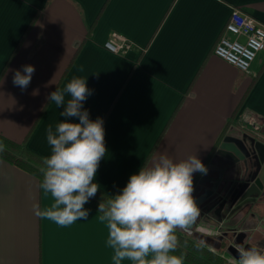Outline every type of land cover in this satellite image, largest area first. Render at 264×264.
<instances>
[{
	"label": "crops",
	"instance_id": "1",
	"mask_svg": "<svg viewBox=\"0 0 264 264\" xmlns=\"http://www.w3.org/2000/svg\"><path fill=\"white\" fill-rule=\"evenodd\" d=\"M233 8L264 23V0H0V133L50 156L45 130L64 118L46 97L82 76L94 90L90 118L105 121L101 190L117 194L161 154H196L205 164L223 136L253 134L248 120L264 125V50L249 73L213 53ZM114 32L130 50L104 47ZM27 64L36 71L22 91L13 76ZM215 174L202 181L212 184ZM40 184L0 158V264H113L100 213L85 205L87 220L68 227L42 218L37 210L54 201ZM261 209L232 216L224 229L249 235L258 226L252 239L260 243Z\"/></svg>",
	"mask_w": 264,
	"mask_h": 264
},
{
	"label": "clouds",
	"instance_id": "2",
	"mask_svg": "<svg viewBox=\"0 0 264 264\" xmlns=\"http://www.w3.org/2000/svg\"><path fill=\"white\" fill-rule=\"evenodd\" d=\"M35 71L31 64L15 70L13 84L26 91ZM93 91L88 77H73L63 89L46 97L49 103L63 107L59 115L64 119L45 130L51 155L43 159L40 188L54 202L48 209L37 210V215L61 227L87 220L90 210L85 205L101 188L96 177L107 153L106 129L103 117L93 120L85 108ZM4 147L0 140V152ZM207 171L196 154L178 161L161 154L153 164L132 174L122 190L100 203L99 220L108 229L106 246L113 250V264L125 260L185 264V255L177 253L176 230L192 225L201 215L193 195L194 174ZM234 247L239 253L235 264H264V244L245 246L243 242Z\"/></svg>",
	"mask_w": 264,
	"mask_h": 264
},
{
	"label": "water",
	"instance_id": "3",
	"mask_svg": "<svg viewBox=\"0 0 264 264\" xmlns=\"http://www.w3.org/2000/svg\"><path fill=\"white\" fill-rule=\"evenodd\" d=\"M256 138L254 134H250L247 131L241 132V130L239 132L231 131L223 138L217 151V155L221 158H218L216 162L213 161L208 166V170L216 172L217 178L212 180L211 186L206 187L203 192L194 196L198 206L206 200H210L228 166H230L228 169V179L232 183L234 179V183H229V187L222 190L224 196L220 198L222 201L215 209V214L219 216L227 204L230 209H235V207L239 206V204L237 205L239 200H246L251 206H264V141ZM237 163L238 165L233 168L231 167ZM252 181L254 183L251 184ZM253 186L257 189H253ZM195 226L196 221L192 225L182 229L187 234H191L195 238L213 245V240L210 237L197 231H192ZM243 235L238 240L239 244H243ZM261 244H264V242ZM248 245L253 244L245 243V246ZM237 258H239V254Z\"/></svg>",
	"mask_w": 264,
	"mask_h": 264
},
{
	"label": "built area",
	"instance_id": "4",
	"mask_svg": "<svg viewBox=\"0 0 264 264\" xmlns=\"http://www.w3.org/2000/svg\"><path fill=\"white\" fill-rule=\"evenodd\" d=\"M104 47L111 52L120 53L130 50L132 44L126 38L114 32L105 41ZM262 50H264V23L239 8H233L213 47V53L239 70L249 73L253 61ZM248 123L255 132L261 126H264L263 123L254 120H248ZM192 231L216 239L222 238V240H219L224 245L221 249L204 241L202 244L212 250H218L226 260L235 264V245L224 237L221 227L210 228L205 225H197Z\"/></svg>",
	"mask_w": 264,
	"mask_h": 264
},
{
	"label": "trees",
	"instance_id": "5",
	"mask_svg": "<svg viewBox=\"0 0 264 264\" xmlns=\"http://www.w3.org/2000/svg\"><path fill=\"white\" fill-rule=\"evenodd\" d=\"M0 140L3 141L5 146L4 151L0 152V158L33 175L41 182L43 178L41 169L44 166V158L29 150L24 142H16L1 133ZM221 140L222 138L219 139L209 159L205 162L206 167L214 157ZM200 176L201 174L197 176L196 181ZM110 196L114 195L99 189L95 197L91 198L86 205L98 212L99 204L106 202ZM176 235L178 237L177 253H183L185 261L191 264H233L226 260L218 250H212L204 246L201 240L187 234L182 228L176 230Z\"/></svg>",
	"mask_w": 264,
	"mask_h": 264
},
{
	"label": "flooded vegetation",
	"instance_id": "6",
	"mask_svg": "<svg viewBox=\"0 0 264 264\" xmlns=\"http://www.w3.org/2000/svg\"><path fill=\"white\" fill-rule=\"evenodd\" d=\"M248 122V121H247ZM249 127V130L250 131H253V134H255V136L257 137L256 139H258V140H263L264 141V138H261L260 137V135L261 134H263V136H264V126H261L258 130H256V132H255V130H253V128L251 127V126H248ZM240 135V134H239ZM226 136V135H225ZM225 136H223V138L225 137ZM241 136V135H240ZM223 138H222V140H221V142H220V144H219V147H218V149L216 150V152H215V154H214V157L212 158V160H211V162H210V164L214 161V162H216V160L218 159V158H221L219 155H217V151L219 150V148H220V145H221V143H222V141H223ZM235 158V157H234ZM227 160V159H226ZM210 164H208V166L210 165ZM236 165H238V163L237 164H234L233 166H231L232 168L233 167H235ZM208 166H207V169H208ZM208 171H210L211 172V170H208ZM214 173H216V172H214ZM204 175V174H203ZM203 175L201 174V176L198 178V180H197V182L194 184V186H195V190H194V193H193V195L194 196H197L198 194H200L201 192H203V190L206 188V187H209V186H211L212 184H205L203 181H202V177H203ZM215 176V178L214 179H216L217 178V174H215L214 175ZM213 179V180H214ZM229 183L230 184H233L234 183V179H233V183H232V181H229ZM252 183H254V181H252L251 182V184ZM232 186V185H231ZM229 187V185L227 186V188ZM253 189H257L255 186H253L252 187ZM251 188V189H252ZM218 189V188H217ZM216 189V190H217ZM215 193H216V191H215ZM214 193V194H215ZM213 194V195H214ZM222 196H224V193H220L217 197H216V199L215 200H206L205 202H203L202 204H200V209H201V215L196 219V226L197 225H205V226H208V227H210V228H217V227H221V230H222V233L224 234V237H226L232 244H239L238 243V240L240 239V237H241V235L242 234H244L243 235V238H242V240H243V242H245V243H251V244H253V243H256V241L255 242H252V241H248V239L245 241V239L246 238H248L249 237V235L247 234V233H245V232H243L241 229H239L238 227H234V228H232V229H230V230H226V229H224V222H225V220H230V218L232 217V216H234V215H238V214H243L245 211H249L250 209H252V208H259V209H261V210H263V221H264V206H262V207H256V206H251L250 204H249V202L248 201H246V200H243V201H241V200H239V202L237 203V205L239 204V206L238 207H235V209H230L229 208V206H228V204L227 205H225V207H224V209L222 210V212H221V214L218 216V215H216L215 214V209L218 207V205L220 204V202L222 201V199H220ZM236 205V206H237ZM195 226V227H196ZM259 232L260 231V228L257 226V227H255L254 229H253V232ZM252 232V233H253ZM190 235V234H189ZM204 235H206V234H204ZM191 236H193V235H191ZM206 236H208V237H210L213 241H212V244H213V246H215V247H217L218 249H221V248H223V243H221L219 240H222V238H220V239H216V238H213V237H211V236H209V235H206ZM252 236V235H251ZM194 237V236H193ZM201 242H203L202 240H201ZM205 242V241H204ZM262 242H264V240H262L260 243H262ZM226 246V245H225ZM235 257L237 258V255L239 254L238 252H237V250L235 249ZM238 259V258H237ZM234 264V263H233Z\"/></svg>",
	"mask_w": 264,
	"mask_h": 264
},
{
	"label": "rangeland",
	"instance_id": "7",
	"mask_svg": "<svg viewBox=\"0 0 264 264\" xmlns=\"http://www.w3.org/2000/svg\"><path fill=\"white\" fill-rule=\"evenodd\" d=\"M230 168V166H228L226 169V172L223 173V177L222 179L220 180V183L218 185V189L216 190V193L214 195L211 196L210 200H215L216 197L222 192L223 189H226L227 186L229 185V179H228V169ZM198 229V228H196ZM254 233L256 234L257 232H253L252 234L254 235ZM252 234H249V237L247 238L248 241H254L252 239Z\"/></svg>",
	"mask_w": 264,
	"mask_h": 264
}]
</instances>
